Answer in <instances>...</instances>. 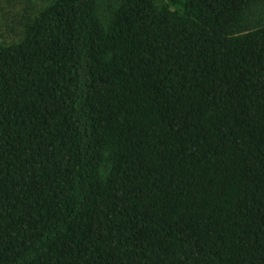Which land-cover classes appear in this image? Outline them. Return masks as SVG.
Masks as SVG:
<instances>
[{
	"label": "trees",
	"instance_id": "obj_1",
	"mask_svg": "<svg viewBox=\"0 0 264 264\" xmlns=\"http://www.w3.org/2000/svg\"><path fill=\"white\" fill-rule=\"evenodd\" d=\"M0 41V264H264V0H47Z\"/></svg>",
	"mask_w": 264,
	"mask_h": 264
},
{
	"label": "rangeland",
	"instance_id": "obj_2",
	"mask_svg": "<svg viewBox=\"0 0 264 264\" xmlns=\"http://www.w3.org/2000/svg\"><path fill=\"white\" fill-rule=\"evenodd\" d=\"M47 0H0V41H11L17 38L27 15L33 7H42Z\"/></svg>",
	"mask_w": 264,
	"mask_h": 264
}]
</instances>
